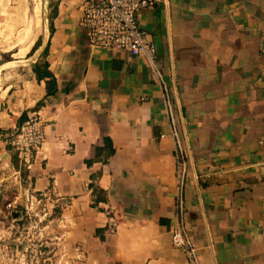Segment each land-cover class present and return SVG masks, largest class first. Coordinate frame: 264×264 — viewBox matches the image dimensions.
Instances as JSON below:
<instances>
[{"label":"crops","instance_id":"crops-1","mask_svg":"<svg viewBox=\"0 0 264 264\" xmlns=\"http://www.w3.org/2000/svg\"><path fill=\"white\" fill-rule=\"evenodd\" d=\"M83 1L0 0V191L16 173L7 140L39 113L45 134L25 182L61 205V244L81 256L72 264H187L168 242L165 87L185 134L184 216L199 263L264 264V0L140 7L154 66L89 45L78 26ZM19 35L30 42L20 50ZM43 50L51 94L31 70ZM90 182L103 199L91 203Z\"/></svg>","mask_w":264,"mask_h":264},{"label":"built area","instance_id":"built-area-1","mask_svg":"<svg viewBox=\"0 0 264 264\" xmlns=\"http://www.w3.org/2000/svg\"><path fill=\"white\" fill-rule=\"evenodd\" d=\"M154 0H84L80 5L81 15L78 26L89 45L106 49H124L132 56L141 55L151 65L155 64L154 46L147 33L137 22V12L142 6ZM165 111L169 119V136L172 139L174 222L168 242L182 252L187 264H200L197 256V245L186 229L184 206L185 179L188 172L187 152L184 147V131H180L179 119L173 111L169 94L162 88ZM44 121L39 113H29L20 121L7 140L16 153L19 161L28 168L43 142ZM161 136V135H159ZM34 193V192H32ZM42 193V192H40ZM46 195V193H42ZM33 197V195H30ZM10 205V203H7ZM76 252L78 251L75 249ZM81 258L77 254L76 261Z\"/></svg>","mask_w":264,"mask_h":264},{"label":"rangeland","instance_id":"rangeland-1","mask_svg":"<svg viewBox=\"0 0 264 264\" xmlns=\"http://www.w3.org/2000/svg\"><path fill=\"white\" fill-rule=\"evenodd\" d=\"M25 38H17L19 50L30 43ZM12 165L8 174L14 169L16 173L1 182L0 264H72L76 259L66 255V247L61 244V205L48 194L32 193L27 188L25 167L17 156Z\"/></svg>","mask_w":264,"mask_h":264},{"label":"trees","instance_id":"trees-1","mask_svg":"<svg viewBox=\"0 0 264 264\" xmlns=\"http://www.w3.org/2000/svg\"><path fill=\"white\" fill-rule=\"evenodd\" d=\"M53 13V11H52ZM51 30V22H48V32ZM45 56V50H43L42 52L39 53V55H37L36 59L34 60V63L32 65V72L34 74V77L39 80V79H43L44 80V87H45V91L48 94H51L55 91V87H54V78L52 77V74L50 73V71L48 70V64L47 61L44 58ZM103 139V144H104V148H106V155H109L112 153L113 149L111 147L110 142L106 139V138H102ZM13 156L15 159L16 158V153L13 152ZM13 159H11V161H13ZM88 163V162H86ZM26 169L24 170V177H25V173ZM88 187L90 188L91 194H92V202L94 203V201L98 198H102L101 195V191L99 188H97L95 185H93L91 182L88 184Z\"/></svg>","mask_w":264,"mask_h":264},{"label":"bare ground","instance_id":"bare-ground-1","mask_svg":"<svg viewBox=\"0 0 264 264\" xmlns=\"http://www.w3.org/2000/svg\"><path fill=\"white\" fill-rule=\"evenodd\" d=\"M20 36V35H19ZM19 48H20V46H19ZM10 65V64H9ZM8 66V65H7ZM4 68V67H3Z\"/></svg>","mask_w":264,"mask_h":264}]
</instances>
